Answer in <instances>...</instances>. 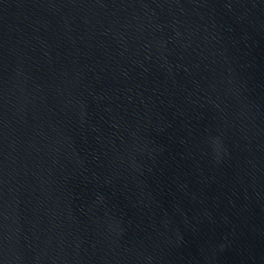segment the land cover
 Returning a JSON list of instances; mask_svg holds the SVG:
<instances>
[{"label": "water", "instance_id": "1", "mask_svg": "<svg viewBox=\"0 0 264 264\" xmlns=\"http://www.w3.org/2000/svg\"><path fill=\"white\" fill-rule=\"evenodd\" d=\"M0 264H264V0H0Z\"/></svg>", "mask_w": 264, "mask_h": 264}]
</instances>
